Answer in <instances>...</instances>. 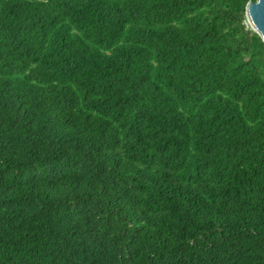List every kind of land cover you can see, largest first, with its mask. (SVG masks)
<instances>
[{"label": "trees", "instance_id": "16d2710c", "mask_svg": "<svg viewBox=\"0 0 264 264\" xmlns=\"http://www.w3.org/2000/svg\"><path fill=\"white\" fill-rule=\"evenodd\" d=\"M256 0H0V264H264Z\"/></svg>", "mask_w": 264, "mask_h": 264}, {"label": "water", "instance_id": "95a60500", "mask_svg": "<svg viewBox=\"0 0 264 264\" xmlns=\"http://www.w3.org/2000/svg\"><path fill=\"white\" fill-rule=\"evenodd\" d=\"M246 15L251 28L264 41V0L250 1L247 5Z\"/></svg>", "mask_w": 264, "mask_h": 264}]
</instances>
